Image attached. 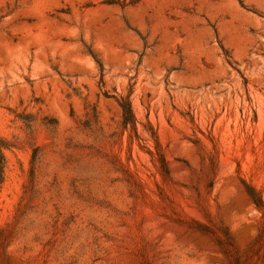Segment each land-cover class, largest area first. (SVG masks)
Here are the masks:
<instances>
[{
    "label": "rangeland",
    "instance_id": "rangeland-1",
    "mask_svg": "<svg viewBox=\"0 0 264 264\" xmlns=\"http://www.w3.org/2000/svg\"><path fill=\"white\" fill-rule=\"evenodd\" d=\"M0 264H264V0H0Z\"/></svg>",
    "mask_w": 264,
    "mask_h": 264
}]
</instances>
